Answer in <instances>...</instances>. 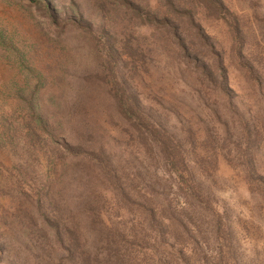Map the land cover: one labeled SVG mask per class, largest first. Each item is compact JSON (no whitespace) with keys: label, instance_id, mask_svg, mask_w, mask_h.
Wrapping results in <instances>:
<instances>
[{"label":"rangeland","instance_id":"374dc122","mask_svg":"<svg viewBox=\"0 0 264 264\" xmlns=\"http://www.w3.org/2000/svg\"><path fill=\"white\" fill-rule=\"evenodd\" d=\"M39 1L0 0L1 229L25 235L33 231L26 215L17 218L22 181L25 192L48 187L52 181L55 197L70 201L74 208L78 192L89 184L99 205L93 219L87 214L79 219V228L80 249L87 252L92 264H264V0H224L239 16L242 35L245 31L246 44L240 53L244 57L237 54L240 45L224 12L194 10L195 22L204 29L192 32L194 45L202 44L188 43L186 50L174 25L178 20L189 24L193 19L187 6L193 0H134L151 10L149 14L144 8L142 13L159 26H152L150 19L135 24L134 35L152 50L125 66L132 74L131 83L137 86L142 110L132 118L114 115L98 95L96 107L88 115L96 130L95 146L104 143L115 152L116 160H124L120 185L109 177L103 182L94 177L106 163L93 149L74 148L80 138H75L70 126L55 131L59 133L55 134L56 153L68 161L57 169H49L54 154L48 150L53 143L46 135L41 136V143L33 141L26 126L24 146L19 147V141L8 142L13 133H5V142L1 140L6 124L17 121L21 125L28 115L13 92L16 86L28 90L39 85L48 107L53 101H72L79 83L103 87L108 80V88L116 86L112 74L118 77L119 70L111 71L108 59L93 58L90 37L63 18L53 21L71 2L81 3L86 12L101 17L98 0H52L46 5ZM106 16H110L109 9ZM180 35L187 37L183 32ZM200 47L202 58L194 52ZM221 59L228 66L225 73L217 66ZM98 60L102 76L95 75ZM30 69L43 73L42 83ZM62 113L60 119L69 121L71 114ZM46 117L51 121L58 115ZM23 151L27 159L21 156ZM82 157L88 164L87 172L83 171L86 183L76 169V161ZM98 159L100 165H92ZM28 162L38 168L25 171ZM49 175L52 179H47ZM155 193L161 198L154 215L151 202ZM168 198L176 210L167 207ZM44 213L56 214L48 204L32 212L39 222ZM166 213L175 220L166 221ZM156 216L171 223L169 230ZM60 244L78 243L56 242ZM69 262L67 255H61L57 264Z\"/></svg>","mask_w":264,"mask_h":264},{"label":"trees","instance_id":"16d2710c","mask_svg":"<svg viewBox=\"0 0 264 264\" xmlns=\"http://www.w3.org/2000/svg\"><path fill=\"white\" fill-rule=\"evenodd\" d=\"M45 2L50 4L52 3V0H40L39 4L46 5ZM97 3L103 10L101 17H95L86 12L82 8L81 3L71 2L69 7H64L63 12L58 10L60 15L56 14V17L53 21H58V18H63V22L73 25L76 29H81V31L83 30V32H85V34L90 37L93 58L95 60H102L104 58L108 59L110 70L115 73H117V70H119V74L117 73L118 77H116V75L113 73V79L111 78L114 80L116 86L112 90L111 88H108V86H106L108 80L105 82L106 85H103V87L101 85H96L94 82H88L87 84L79 83L74 88L75 90L73 93L74 95L72 94V101H53L50 102L51 108L46 106L48 105L49 101L43 100L45 95L41 92L39 85L37 87L35 86V88H29L28 90H26V87L16 86L13 88V92H15L17 99L20 100L21 108H24L28 115L21 125L17 121H11L6 124L2 130L3 134L1 140L5 142V133H13L8 135V142L13 145L15 142L19 141V147L20 145L24 146L25 141L23 138V133L26 126L27 134L28 136L32 137L31 139L33 141L39 140L41 143L43 142L41 140V136L46 135L49 141L53 143V149L48 150L50 153L54 154L53 158L50 159L52 166L49 165V169H57L58 166L59 168L61 166H65L68 161L65 159L62 153H56L58 139L55 141V134L59 133L55 131L57 128L61 130L63 127L65 128L66 125L67 127L70 126L71 129L75 130V138H80L77 142L78 144L74 145V148L78 147L81 148V150L91 149V151L93 149V153H98V156L106 163V166L103 168L104 170L101 171V173L94 175V177L97 176V179H99V181L101 180L102 182L103 179L109 177L117 182L118 185H120L121 183L119 180L121 181L123 178V173H121V171L125 166L124 160H116V158L113 157L115 152L110 150L109 147H107L104 143H97L95 146L96 142L94 140L93 131L96 130L91 128L93 125H90L89 120L93 119L92 116L88 115L89 111L96 107L94 98L98 95L102 96V101L104 104H107L106 107L108 108V111L114 115L120 114L132 118L134 114H139L141 112L142 103L140 94L137 93V86H134L131 83L129 76L131 77L132 74H130L129 69H125V66H127L126 64L132 63L130 59H134L136 56L139 58H144L147 55H150L152 50L151 48L143 46L144 41L138 39L134 35L133 32L134 28L136 27L135 24L139 25L141 22L148 23L150 19V24L152 26L157 27L158 25L157 23L152 22L153 20L149 16V14H151V10H147L143 3H141V5L136 4L134 0H98ZM187 6H189L188 11L191 17H193V19L188 22L190 25L181 23L179 20L176 25H174L176 28L175 33L180 39V44H185L186 50L189 48H187L188 43L195 47H197L198 44H202L197 42L194 45L196 35L192 34V32L195 30H197V32H199V30H204L200 22H195L194 10L199 8V10L204 11H211L212 9H215L212 10V12H224L223 17L225 20H227V17L229 16V20L231 21L230 30L234 35L235 41L240 45L237 54L243 52L244 46L246 44L245 31L242 35L239 16L235 11H232L230 7H226V2L224 0H193L188 1ZM129 8L131 9L130 11ZM144 8L149 12V14L146 16H144L142 13ZM108 9L110 11V16H106V11ZM127 17L133 21V24L127 20ZM162 22L164 23L166 21ZM182 32L187 36L186 38L181 37L180 34ZM101 46L102 48H100ZM201 48L202 47L194 50L195 55H198L199 58H202L200 57V55H202L201 51H203ZM123 54L126 55L127 59H129L128 62L126 58L121 59ZM240 56L244 57L242 54H240ZM97 63L98 65L96 64V66L99 72H96L95 75L102 76L103 74L100 70V67H102V62L99 61ZM67 64L74 63L68 61ZM217 66L221 67L223 69L221 71L224 73L228 71V66L223 59L217 63ZM32 71L36 72V74L33 76L35 77L36 75V77L42 83L43 73H37V71L34 69H30V72ZM92 72H94V70H92ZM111 96L112 98H110ZM63 111H67L71 114V117L67 122H65L63 119H60V114H63ZM56 113L58 115L57 118H53L51 121L47 119L46 115L54 117ZM108 115L110 114L108 113ZM94 123L96 124L98 121L94 120ZM151 124L152 122L149 123V126H151ZM88 132H90L92 135H90ZM19 133H22V135H19ZM163 141L164 140H162V142ZM34 144L36 145V143ZM93 146L95 147L93 148ZM69 147L74 149L73 145H70ZM21 156L27 159L24 151ZM85 158L87 159L86 155ZM85 160H83L82 157L79 161H76V169H78L79 172L81 171L78 174V177L84 183L86 182L83 180L85 179V174L83 171L87 172L86 169L88 167V164H86ZM87 161L89 162V159ZM100 163L101 162H99L98 159L94 161L92 165L97 166L100 165ZM28 164L29 165H25V171H32V169L35 170L38 168V166L31 165L29 162ZM19 172L20 175L23 176V170L19 169ZM47 177V179H52L51 175ZM120 177L122 178L120 179ZM22 183L23 181L19 183L18 187L17 201L20 206V210L17 211V218L21 220L22 218H25L23 215H26V223L32 226L33 231L30 230V232H28L26 235L22 233H15L14 230L11 233L10 230L1 229L0 225V264L4 263L5 261L6 264H33V261L38 262V264H57L61 255H67V259L70 258L69 264H92L87 252L80 249L82 235L79 228V219L84 220L85 218L82 216L87 217L86 214L89 215V218L93 219L92 216L95 212V206L99 205L97 200L92 197V195H96V191H92V187L90 188L89 184H86V188L82 190V192H78L80 195L78 196L77 200L75 199L76 208H74V206L68 204L70 201L66 200L65 202L61 200V197H55V193L57 192L53 191L52 189V181L48 182V187L32 188V191L30 192H25L22 189ZM89 191H91L92 195ZM12 194L14 196L15 189ZM160 198L161 196L158 193L153 195V202H151L153 208L151 210L153 211L154 215L157 212L155 207L156 205H159ZM73 201L74 200H72V202ZM43 204H48L50 209L56 212V214L48 216L44 213L43 220L39 222V219L35 217L32 212H34L36 208H39L40 210V206ZM166 204L170 210L171 206L174 208V210H176L169 198L168 202L166 201ZM63 217L66 218V220L70 219L68 223H66V220H64ZM156 218L160 220V225L166 224L167 220H175L173 216L171 217V214L167 213L166 221L162 218H158L157 216ZM170 224L171 223H169V225L166 224L167 226L165 225L166 230H169L168 226H170ZM68 240L73 242V244L74 242H77L78 244L72 246H63L62 244H60V246L56 245L57 241L61 243L62 241ZM2 255L5 258H2ZM82 257L84 258V262ZM62 262L64 263L66 260Z\"/></svg>","mask_w":264,"mask_h":264}]
</instances>
